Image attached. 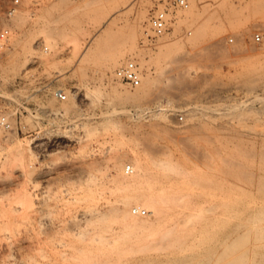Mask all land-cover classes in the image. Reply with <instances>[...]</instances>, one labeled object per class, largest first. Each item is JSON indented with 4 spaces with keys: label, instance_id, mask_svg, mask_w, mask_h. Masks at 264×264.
Wrapping results in <instances>:
<instances>
[{
    "label": "rangeland",
    "instance_id": "374dc122",
    "mask_svg": "<svg viewBox=\"0 0 264 264\" xmlns=\"http://www.w3.org/2000/svg\"><path fill=\"white\" fill-rule=\"evenodd\" d=\"M192 6L154 38L151 0H0V32L11 29L0 53V115L13 125L0 130V264L163 255L161 229L127 228L114 216L132 211V194L153 191L165 212L191 214L193 226L218 215L215 259L222 240L246 232L241 264H264V41H255L264 35V0ZM129 60L142 72L139 92L116 78ZM134 161L138 182L124 174ZM171 161L181 172L157 166ZM141 208L143 221H155Z\"/></svg>",
    "mask_w": 264,
    "mask_h": 264
},
{
    "label": "bare ground",
    "instance_id": "6f19581e",
    "mask_svg": "<svg viewBox=\"0 0 264 264\" xmlns=\"http://www.w3.org/2000/svg\"><path fill=\"white\" fill-rule=\"evenodd\" d=\"M205 1V0H204ZM193 4H194V1H193ZM185 12H187V14H191L193 12V6L191 5V7L188 9V10H185ZM22 15L20 16L19 15H16L14 20L18 23H21V20H23L22 18ZM20 42V41H19ZM120 57V56H119ZM117 62V61H116ZM117 64V63H116ZM118 65V64H117ZM115 67V66H113ZM144 81H145V78H143ZM143 87H137V91L139 92ZM115 90V89H113ZM114 94H116L118 97L120 98H124V94H122L120 91H118L117 89L115 90ZM195 111V110H194ZM197 113V112H196ZM194 113V115L196 114ZM192 114V113H191ZM264 153V151H263ZM264 159V157H263ZM135 163V168H134V172L130 175L131 177H125L126 179L128 178H131L130 180L136 182L138 180V178L140 177L141 175V165L139 164L140 161H134ZM142 163V162H141ZM144 164V163H143ZM127 166L125 167V170H124V174L126 173V170H127ZM159 168H162V169H165V170H178V168L180 167V165H178V163H174V162H166L164 164H159L157 165ZM144 169V167H143ZM146 171V169H145ZM177 172H181V171H177ZM237 173V172H236ZM123 174V175H124ZM143 175V174H142ZM202 175V174H201ZM122 176V175H121ZM208 176V175H207ZM210 176V175H209ZM145 177V176H144ZM201 176H199L200 178ZM203 177V176H202ZM201 177V179H202ZM204 180H207L209 178L206 179V177H203ZM202 179V180H203ZM129 180V182H130ZM140 180V179H139ZM142 180V179H141ZM118 181V180H117ZM124 181V180H123ZM143 181V180H142ZM138 182V181H137ZM146 182V181H144ZM208 182V181H207ZM210 182V181H209ZM124 183V182H123ZM122 181H121V185L123 184ZM127 183V184H126ZM124 184H126V188H129V189H136L133 182L130 184L128 182H126ZM203 184V183H201ZM209 184V183H208ZM214 184V183H213ZM211 184V185H213ZM120 185V187H121ZM137 185V184H136ZM138 185H140L138 183ZM137 185V186H138ZM199 185V183L197 184ZM215 185V184H214ZM200 186V185H199ZM217 185H215V188L214 190L216 191L218 187H216ZM201 187V186H200ZM207 187V186H206ZM209 187V186H208ZM123 188V187H122ZM196 188H199V187H196ZM203 189H205L203 186H202ZM124 189V188H123ZM189 189V188H188ZM191 189V188H190ZM189 189V190H190ZM126 190V189H125ZM138 190V188H137ZM141 190V189H140ZM189 190H188V193H189ZM193 190V189H192ZM192 190H190L191 192H193ZM202 190V189H201ZM200 190V191H201ZM210 191H213V189H210ZM128 191V190H127ZM130 191V190H129ZM187 191V190H186ZM206 194L208 195H214L215 196V193H207L206 190H204ZM208 191V190H207ZM134 192V191H133ZM138 192V191H137ZM140 192V191H139ZM190 192V193H191ZM197 192V191H196ZM135 193V192H134ZM141 193V192H140ZM145 193V192H143ZM187 193V194H188ZM189 193V194H190ZM132 194V193H131ZM137 194V193H136ZM136 194H132L133 196ZM194 194V193H192ZM199 194V193H198ZM201 195V194H200ZM212 195V196H213ZM133 196H129V200H130V203L132 202L135 207H147L148 209H151L155 215V221H152V222H146V221H143L141 219V215H137V214H134L133 212V208H132V211L130 210H126V211H123V212H120V211H114V216L115 218L119 219V220H122V222H124V224L126 225L127 228H134V227H137V228H142V230H153V229H156V230H159L161 229V232H158L159 234V243L157 248L160 250H162V254L163 255H160L159 252L158 254H154V255H151L150 253H148L147 256H142V253H141V256L143 257L142 259L138 260L137 262L135 261L134 264H158L159 262H163L161 259L164 258V257H168L170 258L171 260V263L172 264H211L212 262H215L214 264H241L242 262V257L243 255L239 254L238 251H240L243 246L245 245L246 243V232H244L245 234H242L240 236H238L235 240H233V242H228L227 240L224 241L222 240V243L220 244V246H223V253H222V256L219 257V258H214L215 256V251H216V247H217V244H216V231H217V227L218 226V220H216V218H218V215L216 216H212V217H208L207 216V213L208 211L210 212V210H207L208 208H206V210H202L201 212V209L203 208H198L199 210H197L198 212H201L204 214L203 215H206V217H208L209 219L205 221V217L202 218V216L197 219L196 217L194 218L195 220L197 219L196 223L195 221H192L194 222V224H198L200 219L203 221V223L201 222V224L199 225H196V226H193V223L189 222V218L188 216H190L191 214L188 212V214L190 215H187L185 216L186 219H181L183 217L180 216L181 212L179 211H176V212H165L164 210V206H163V202H165L166 199L163 200V198L160 196L159 193L157 192H148V193H145V194H142L141 196L140 195H137L139 197H133ZM194 196V195H193ZM187 197H190L191 198V195L190 196H187ZM199 197H202V196H199ZM203 197H205L203 195ZM207 197V195H206ZM211 197L209 196V199ZM213 198V197H212ZM211 198V200L209 201H213ZM188 199V198H187ZM169 200V199H167ZM171 200V199H170ZM205 200V199H204ZM206 198V201L209 202ZM173 201V200H172ZM189 201V200H188ZM167 202V201H166ZM169 202V201H168ZM167 202V203H168ZM199 202V201H198ZM202 202V199L201 201ZM207 202H204L205 205L207 204ZM165 203V204H167ZM170 203V202H169ZM168 203V204H169ZM187 203V202H186ZM191 203V202H190ZM196 203V202H195ZM264 203V202H263ZM193 204V203H192ZM190 207H194V205H192ZM196 204H200V203H196ZM212 205V203H210ZM202 206L204 205L203 203L201 204ZM200 205V207H201ZM205 205H204V209H205ZM210 205V207H211ZM217 206L218 204H214L213 202V205L212 206ZM186 206V205H185ZM197 206V205H196ZM195 206V207H196ZM199 206V205H198ZM208 206V204H207ZM219 206H222V205H219ZM218 206V207H219ZM192 207V208H193ZM194 207V208H195ZM197 208V207H196ZM224 212L223 208L220 207ZM241 208H244V207H241ZM130 209V208H129ZM211 209V208H210ZM214 209V208H213ZM211 210L212 212H210L209 214L212 215V213L215 211L214 210ZM216 209V208H215ZM246 209V208H245ZM189 211L191 209H188ZM186 211V210H185ZM206 211V212H205ZM220 211V212H221ZM196 211L193 212V215ZM222 212V214H223ZM236 212H240V211H235ZM262 212L259 211V213ZM151 213V212H150ZM187 213V212H186ZM192 213V212H191ZM264 213V212H263ZM185 214V213H184ZM198 214V213H197ZM200 214V213H199ZM208 214V215H209ZM215 214H219V213H215ZM220 214V215H222ZM238 213H236L235 215H237ZM261 214V213H260ZM102 217L103 215L100 214ZM224 215V214H223ZM222 215V216H223ZM259 215V214H258ZM264 215V214H262ZM192 216V215H191ZM195 216V215H194ZM238 216V215H237ZM99 217V216H98ZM96 217V219L98 218ZM221 217V216H220ZM103 218V217H102ZM100 218V219H102ZM192 218V217H191ZM154 220V219H153ZM192 220V219H191ZM199 220V221H198ZM262 219H260L261 221ZM99 221V220H97ZM190 223L192 225H190ZM240 227V225H239ZM246 230L245 231H249V227H246L245 228ZM156 238V237H155ZM218 239V238H217ZM220 240V239H219ZM155 241V240H154ZM156 241H158L156 239ZM164 242V243H163ZM153 243V242H152ZM155 243V242H154ZM163 243V244H162ZM218 243V242H217ZM157 244V243H156ZM155 244V245H156ZM149 245H151L149 243ZM147 247V244L144 245ZM142 247V250L143 248H146V247ZM150 247L148 246L145 250L143 251H150L149 249ZM149 249V250H148ZM154 249V248H152ZM142 251V252H143ZM152 251V250H151ZM154 252V251H153ZM144 253V252H143ZM157 253V252H156ZM144 255V254H143ZM123 256V255H122ZM125 257V256H123ZM134 259V258H132ZM120 260V257L119 259ZM117 260V262H118ZM124 260V259H123ZM122 260V264L123 263H126L127 260H125V262H123ZM130 259H128L129 261ZM136 260V259H135ZM127 261V262H128ZM116 262V261H115ZM120 263V261H119ZM118 263V264H119ZM130 264V263H129Z\"/></svg>",
    "mask_w": 264,
    "mask_h": 264
},
{
    "label": "built area",
    "instance_id": "2783aa9c",
    "mask_svg": "<svg viewBox=\"0 0 264 264\" xmlns=\"http://www.w3.org/2000/svg\"><path fill=\"white\" fill-rule=\"evenodd\" d=\"M21 0H16V3H20ZM152 7L150 10L149 26L152 32V37L162 38L166 36L173 28V23L175 21L176 15L179 12L188 10L192 5V0H151ZM13 8L11 12H15ZM11 35L10 28H4L0 32V53L6 47V44ZM256 43L260 44L264 41V35L261 33L255 36ZM116 78L127 84L131 88H137L142 83V72L139 65L133 61L129 60L122 64L116 70ZM55 96L59 100H67L68 95L64 91H56ZM184 118L181 116V120ZM13 129V125L6 115H0V130L10 131ZM127 173L132 174L134 172V167L132 165L127 166ZM134 214L146 215L147 211L143 208L134 207Z\"/></svg>",
    "mask_w": 264,
    "mask_h": 264
}]
</instances>
